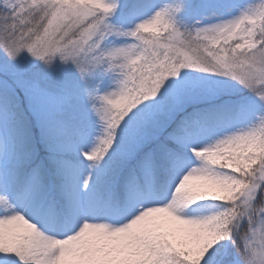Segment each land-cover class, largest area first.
I'll list each match as a JSON object with an SVG mask.
<instances>
[{"label": "snow or ice", "instance_id": "6c2138e0", "mask_svg": "<svg viewBox=\"0 0 264 264\" xmlns=\"http://www.w3.org/2000/svg\"><path fill=\"white\" fill-rule=\"evenodd\" d=\"M0 264H264V0H0Z\"/></svg>", "mask_w": 264, "mask_h": 264}]
</instances>
